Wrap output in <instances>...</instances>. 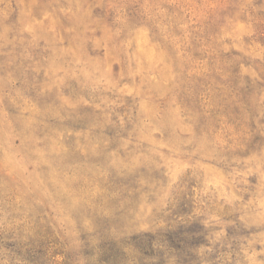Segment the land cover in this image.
I'll return each mask as SVG.
<instances>
[{"label": "rangeland", "instance_id": "rangeland-1", "mask_svg": "<svg viewBox=\"0 0 264 264\" xmlns=\"http://www.w3.org/2000/svg\"><path fill=\"white\" fill-rule=\"evenodd\" d=\"M236 62L264 75V0H0V264H89L88 235L152 179L131 232L186 196L210 230L201 264H264V133L246 135L264 80L213 137L178 135L179 95L224 111Z\"/></svg>", "mask_w": 264, "mask_h": 264}, {"label": "trees", "instance_id": "trees-1", "mask_svg": "<svg viewBox=\"0 0 264 264\" xmlns=\"http://www.w3.org/2000/svg\"><path fill=\"white\" fill-rule=\"evenodd\" d=\"M191 45L195 53L200 48L199 45ZM188 51L192 53L191 48ZM239 71V62H236L233 72L235 77L230 82V89L232 90L231 93L234 95V98L224 111L219 107L216 109L199 106L200 101L198 96L196 102H194L189 99V95H186L188 92H182L179 95L178 105L182 111V117L185 120V124L190 127V133L188 134L178 132L182 140L201 139L206 134L213 137V134L222 125L221 115L223 116L227 112H238L241 107L247 106L248 102L245 95L253 93L262 86L260 80H264V75H260V80L247 76L245 81L242 82ZM244 92L246 94L243 97L241 94ZM163 108H167L165 103H163ZM125 120L122 123V127L127 133L130 134L132 132V145L130 146L132 150L134 146L142 144L138 139L140 122L137 119L136 113L134 117L132 116L129 120ZM263 133L264 129L262 128L261 122L258 121L257 116H252L250 123L247 125L246 135L258 139ZM161 134H163V142L168 143L172 134L168 132V129H164ZM122 141L127 143L129 141L128 135L123 136ZM142 146L144 147L145 144H142ZM134 150L137 151L136 149L132 151L134 152ZM143 153L147 154L142 151ZM134 154L137 155L136 152ZM115 185H117V182H115ZM145 185L146 187H143L136 182L130 189L128 188L126 197L132 192L131 198L133 197V199L131 203L133 207L123 205L125 207L124 209L120 208V210L117 208L116 214L112 220L107 221V228L103 232L88 235L86 247L90 251L88 253L89 264L202 263L199 258L201 254L200 247L209 243L210 230L208 229L206 219L194 211L195 208L191 207V201L190 199H186V196L178 200L175 204H171L160 210H155L151 221V228L148 231L131 232L132 228L137 225L136 217L140 204L142 203V198L149 200L147 203L154 202L164 187L157 179L146 181ZM118 187L120 189L119 185ZM119 189L110 188L111 198L114 196L119 197ZM128 191L130 192L129 194ZM121 192L123 193L122 188ZM123 197L125 198L124 195ZM235 222L237 226L240 225L238 221ZM232 242L237 246L240 244L245 245L242 240L237 238ZM97 257L98 259H96Z\"/></svg>", "mask_w": 264, "mask_h": 264}]
</instances>
